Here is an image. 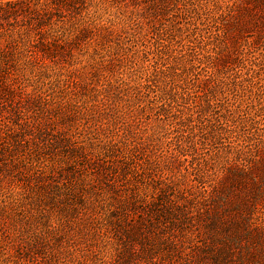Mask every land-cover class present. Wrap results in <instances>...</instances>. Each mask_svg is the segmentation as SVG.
<instances>
[{"label": "rangeland", "instance_id": "1", "mask_svg": "<svg viewBox=\"0 0 264 264\" xmlns=\"http://www.w3.org/2000/svg\"><path fill=\"white\" fill-rule=\"evenodd\" d=\"M0 264H264V0H0Z\"/></svg>", "mask_w": 264, "mask_h": 264}]
</instances>
